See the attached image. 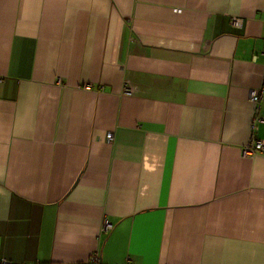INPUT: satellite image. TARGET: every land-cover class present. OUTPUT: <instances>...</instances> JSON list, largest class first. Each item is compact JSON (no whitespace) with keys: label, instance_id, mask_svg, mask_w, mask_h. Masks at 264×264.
<instances>
[{"label":"crops","instance_id":"1","mask_svg":"<svg viewBox=\"0 0 264 264\" xmlns=\"http://www.w3.org/2000/svg\"><path fill=\"white\" fill-rule=\"evenodd\" d=\"M263 51L264 0H0V260L264 264Z\"/></svg>","mask_w":264,"mask_h":264},{"label":"built area","instance_id":"2","mask_svg":"<svg viewBox=\"0 0 264 264\" xmlns=\"http://www.w3.org/2000/svg\"><path fill=\"white\" fill-rule=\"evenodd\" d=\"M231 23L234 27H241V19L237 17L231 18ZM263 58H264V51H263ZM126 94H129V90L125 91ZM262 90H253L249 93V101L252 102L255 105V111L259 108V100L261 98ZM259 120H262L261 118H258ZM255 129V125H252V130ZM105 139L107 142H111L113 137L111 134H106ZM241 154L243 156H253L256 153H264V139H256L255 137H250V141L243 145L240 149ZM112 228V225L105 219L101 225L100 231H108ZM98 255L95 254L91 256L86 264H97ZM129 258L127 257L126 261L129 262ZM0 264H11L6 259H1Z\"/></svg>","mask_w":264,"mask_h":264}]
</instances>
